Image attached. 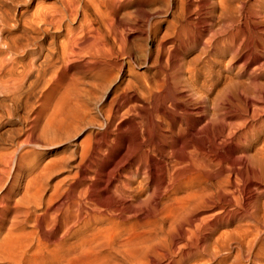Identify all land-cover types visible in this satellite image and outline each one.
Segmentation results:
<instances>
[{
	"label": "bare ground",
	"instance_id": "bare-ground-1",
	"mask_svg": "<svg viewBox=\"0 0 264 264\" xmlns=\"http://www.w3.org/2000/svg\"><path fill=\"white\" fill-rule=\"evenodd\" d=\"M44 2L0 0V264H260L264 0Z\"/></svg>",
	"mask_w": 264,
	"mask_h": 264
},
{
	"label": "rangeland",
	"instance_id": "rangeland-1",
	"mask_svg": "<svg viewBox=\"0 0 264 264\" xmlns=\"http://www.w3.org/2000/svg\"><path fill=\"white\" fill-rule=\"evenodd\" d=\"M45 2H44V4L43 5H46L47 7H49V5H50V0H44ZM262 1V0H261ZM47 3V4H46ZM235 3V2H234ZM262 3V2H261ZM233 5V4H232ZM235 5V4H234ZM233 5V6H234ZM262 6H264V4H262ZM263 51V52H262ZM260 53V54H259ZM258 56H261L262 57V62L264 63V55H261V54H264V49H262V50H260L258 53ZM256 54V55H257ZM154 56V57H153ZM155 57H156V55L155 54H153L152 55V60H155ZM75 65V64H74ZM66 67H68V68H66V71L68 72L67 73V77H66V79H65V77L63 78V82L65 81V83H63V86H65V84L66 83H70V80L71 79H73V80H76V82L77 83H81V82H83V81H87L88 80V77L89 76H85V75H83V74H80V73H76V72H74V70H73V65L71 66V64H69V65H67ZM263 67H264V64H263ZM139 70L140 71H143V66L142 67H139ZM263 71H264V68H263ZM70 72V73H69ZM75 73V74H74ZM77 74V75H76ZM80 74V75H79ZM261 74H262V76H261ZM264 72H261L260 73V75L258 76V82H264ZM69 76V77H68ZM247 76H244L243 78H241V80H242V82L246 85V80H248L247 78H246ZM65 79V80H64ZM70 79V80H69ZM261 82V83H262ZM248 85V84H247ZM246 85V86H247ZM249 91H250V89H249ZM37 92V91H36ZM61 92H62V89H60V91L59 92H57L54 96H53V98H52V100H51V107H52V105L57 101V99L59 98V97H57V96H60L61 95ZM60 93V94H59ZM251 93V92H250ZM55 100V101H54ZM107 101H108V99H107ZM107 101L104 103V105H105V109L104 110H107ZM92 102H94V101H91V103ZM49 103V104H50ZM90 103V104H91ZM50 106V105H49ZM93 106H92V104L90 105V107L89 108H92ZM3 107H0V111L1 112H3L2 110H4V108L2 109ZM65 108V107H64ZM49 110H50V108H49ZM49 110H48V112H49ZM0 112V113H1ZM18 113L19 114H22L23 113V109H19L18 110ZM94 115H93V114ZM90 114L92 115V116H94V118H95V120H97V121H99V122H97L98 124L101 122V120L103 119V114H104V112H103V114H98V113H96V111L95 110H91V112H90ZM98 115V116H97ZM99 118V119H98ZM96 121H94V122H92V123H90V124H81V125H79L78 127H79V132L77 131V134H79V135H77L76 134V136H72L69 140H66V142H64V144L61 146V147H59V148H57V149H55V150H49V151H47V152H36L37 154H35L34 155V157H33V155L31 156V158L30 159H33L32 161H31V163H29L28 165H26V166H24L23 168H16V170L18 171V172H16L15 171V173H14V170L12 169V167H11V165L10 166H8L7 167V169H5V173L4 174H6L5 176H4V174H3V177L2 178H6L7 176V178H29V176H30V178L32 177V178H48L49 177V174H50V161H51V159L52 160H55V158H59V157H61V156H64L63 154L65 153V156L67 155L68 156V154H70L71 153V151L72 152H79L78 150L80 149V143L83 141V137H84V139L86 138V136H87V134L89 135V137H91L92 136V134L95 132V131H97L98 129V124L97 123H95ZM43 122H41V124H42ZM40 123H39V125H41ZM9 126H10V129H9ZM8 127H6L5 129H3V131H2V138L4 139L3 140V143H4V145L2 146L3 148L2 149H0V153H9V152H11L14 148H15V145H13V146H11L10 144H8V143H10L8 140H9V138L8 137H11V136H13L14 137V142L13 143H17L18 141H20V139H22L23 137L22 136H19V137H17V136H15L16 135V132L18 131V129H20V125H19V123H16V122H14L12 125H9ZM18 126V127H17ZM42 126H44L43 124H42ZM42 126H39V129H42L43 127ZM83 126V127H82ZM85 126H87V127H85ZM88 126H90L89 128H88ZM17 127V128H16ZM42 127V128H41ZM10 130H8V129ZM12 128V129H11ZM16 128V129H15ZM83 130V131H81V130ZM86 129H87V131H86ZM94 130V131H93ZM8 131H9V133H8ZM15 132V133H14ZM81 132V133H80ZM89 132V133H88ZM91 132H92V134H91ZM86 134V135H85ZM75 137V138H74ZM88 137V136H87ZM72 139V140H71ZM82 139V140H81ZM17 140V141H16ZM74 140V141H73ZM68 141V142H67ZM72 141V142H71ZM5 142H6V144H5ZM75 142V143H74ZM70 143V144H69ZM75 145H74V144ZM10 145V146H9ZM72 145V146H71ZM76 145H78V146H76ZM75 146V147H74ZM6 147H8V148H6ZM74 147V148H73ZM68 148V149H67ZM6 149H7V152H6ZM73 149H75V150H73ZM77 149V150H76ZM9 150V151H8ZM71 150V151H70ZM63 151H65L64 153H63ZM68 151V152H67ZM20 153H22V151H20ZM20 153L19 152H16L15 153V156H19L20 155ZM62 153V154H61ZM60 155V156H59ZM55 156V157H54ZM40 157V158H39ZM51 158V159H50ZM54 158V159H53ZM35 159V160H34ZM50 159V160H49ZM49 160V161H48ZM46 161V162H45ZM40 162V163H39ZM49 163V165H47L48 163ZM39 163V164H38ZM46 163V164H45ZM33 164V165H32ZM35 164H37L36 165V168H35ZM32 167H31V166ZM44 165V166H43ZM45 165H47V168L49 169H47V168H45ZM30 167H31V169L34 171H32L31 169H30ZM39 167V168H38ZM8 168H9V170H10V172H9V170H8ZM40 168H41V170H40ZM23 169V170H22ZM37 169V170H36ZM28 170V171H27ZM40 170V171H39ZM62 170V171H61ZM60 170V172H57V173H55L54 174V176L55 177H53L52 176V178H65V177H67V176H72V173L74 172V169H71V168H69L68 170H67V168H64V169H61ZM31 173H30V172ZM45 172V174H44V172ZM47 171V172H46ZM43 172V173H42ZM12 173V174H11ZM20 174V176H16V177H13L15 174ZM25 173H26V175H25ZM30 173V174H29ZM39 174V176H36V174ZM42 173V174H41ZM46 173H49L48 175H46ZM69 173V174H68ZM14 174V175H13ZM22 174V175H21ZM33 174V175H32ZM67 174V175H66ZM11 177H10V176ZM24 175V176H23ZM28 175V176H27ZM50 178V177H49ZM261 198H263V199H261ZM260 201H264V195L262 194L261 196H260ZM236 221V220H235ZM233 222V225L235 226V225H238L239 223L240 224H242V225H244V224H248L247 223V221H237V222ZM239 222V223H238ZM230 226L229 227V229H232L234 226ZM263 237V236H262ZM261 237V238H262ZM262 241V242H261ZM264 237H263V239H260L259 240V242L255 245V247H254V251L256 250H258V252H261V254L259 253V258H258V260H262V261H259V262H261L260 264H264ZM260 243V244H259ZM261 244H262V248H260L261 247ZM262 249V250H261ZM259 250H261V251H259ZM234 254H235V251H233L232 252V256H229V258L226 260V263L225 264H246V262L244 261V260H241V261H234V260H237V259H234L235 257H234ZM261 255V256H260ZM234 257V258H233ZM261 257V258H260ZM248 264H252V263H248ZM255 264H259L258 262L257 263H255Z\"/></svg>",
	"mask_w": 264,
	"mask_h": 264
}]
</instances>
